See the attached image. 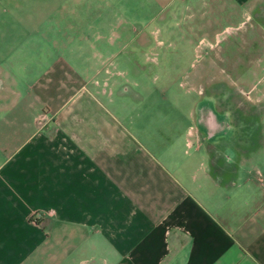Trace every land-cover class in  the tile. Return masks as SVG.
I'll return each mask as SVG.
<instances>
[{"label": "crops", "instance_id": "0c3cea01", "mask_svg": "<svg viewBox=\"0 0 264 264\" xmlns=\"http://www.w3.org/2000/svg\"><path fill=\"white\" fill-rule=\"evenodd\" d=\"M194 2L258 18L264 39V0ZM63 3L17 41L0 18V264H264V173L244 125L209 111L181 135L161 125L169 111L147 112L155 127L119 112L99 77L125 68L104 56L110 0Z\"/></svg>", "mask_w": 264, "mask_h": 264}, {"label": "rangeland", "instance_id": "374dc122", "mask_svg": "<svg viewBox=\"0 0 264 264\" xmlns=\"http://www.w3.org/2000/svg\"><path fill=\"white\" fill-rule=\"evenodd\" d=\"M63 1L0 0V18L10 19L4 34L17 37V41L24 29L38 25L39 16L43 18L54 13L55 3H58V14L69 12L71 6L60 4ZM110 2L96 10L116 16V21L115 18L106 21L104 56L105 60L116 61L125 68L122 75L117 74L118 68L100 70L99 77L101 83H105V77L108 79V92L118 98L115 103H121L119 112L130 108L141 111L137 117L140 124L149 119L147 112L160 119V110L169 111L175 116L164 118L161 125L172 127L176 124L181 135L183 131L187 133L189 127L200 126L202 114L212 111L223 120L224 112H231L232 116L225 117L224 121L228 120L234 127L244 125V135L250 140L251 158L261 160L264 173L261 20L228 18L223 14L203 15L199 11L200 4L194 0L186 6L175 0L154 4L151 0ZM75 9L84 14L85 10ZM110 34L116 39L115 46L110 44ZM128 62L139 63L142 68H129ZM136 79L143 85L136 86ZM120 91L125 92L124 95L120 96ZM135 91L138 93L136 101L132 99ZM173 141L165 146H175ZM176 143L182 149L185 147L181 139ZM261 181L264 183V176Z\"/></svg>", "mask_w": 264, "mask_h": 264}]
</instances>
